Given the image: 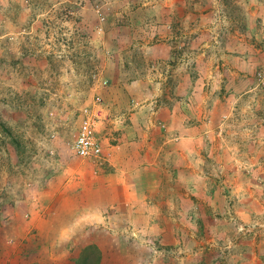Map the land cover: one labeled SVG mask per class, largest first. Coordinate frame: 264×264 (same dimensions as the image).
<instances>
[{"label":"rangeland","instance_id":"374dc122","mask_svg":"<svg viewBox=\"0 0 264 264\" xmlns=\"http://www.w3.org/2000/svg\"><path fill=\"white\" fill-rule=\"evenodd\" d=\"M96 112L102 162L72 149ZM132 143L158 166L147 213L183 228L147 264H264V0H0V220Z\"/></svg>","mask_w":264,"mask_h":264},{"label":"crops","instance_id":"0c3cea01","mask_svg":"<svg viewBox=\"0 0 264 264\" xmlns=\"http://www.w3.org/2000/svg\"><path fill=\"white\" fill-rule=\"evenodd\" d=\"M139 147L114 149V176L69 180L68 204L0 220V264H147V252L173 251L183 228L147 213L158 166Z\"/></svg>","mask_w":264,"mask_h":264},{"label":"built area","instance_id":"2783aa9c","mask_svg":"<svg viewBox=\"0 0 264 264\" xmlns=\"http://www.w3.org/2000/svg\"><path fill=\"white\" fill-rule=\"evenodd\" d=\"M100 113L86 114L80 121L72 149L82 159L102 162L104 160V147L98 132V119Z\"/></svg>","mask_w":264,"mask_h":264}]
</instances>
